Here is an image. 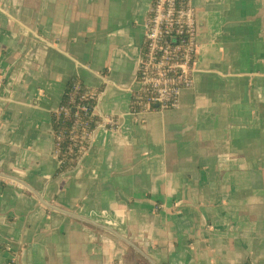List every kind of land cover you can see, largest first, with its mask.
<instances>
[{
	"label": "crops",
	"instance_id": "obj_1",
	"mask_svg": "<svg viewBox=\"0 0 264 264\" xmlns=\"http://www.w3.org/2000/svg\"><path fill=\"white\" fill-rule=\"evenodd\" d=\"M193 3V86L134 118L152 0H0V264H264V0ZM72 77L119 127L56 177Z\"/></svg>",
	"mask_w": 264,
	"mask_h": 264
},
{
	"label": "bare ground",
	"instance_id": "obj_2",
	"mask_svg": "<svg viewBox=\"0 0 264 264\" xmlns=\"http://www.w3.org/2000/svg\"><path fill=\"white\" fill-rule=\"evenodd\" d=\"M161 1L162 0H152V4L148 11L147 27L143 35L141 60L138 66V87L130 92L128 99L129 112L134 118H137L140 114L174 110L178 105L180 93L183 90L191 88L194 84V74L199 56V44L197 41L199 24L193 0H174L173 3L174 20H180V11H184L187 14L184 20L187 22L189 18L192 21L193 35L189 33L186 26L183 29H180V32H177L176 28L168 27L166 16L170 8L167 3H164L160 12L159 6L161 5ZM161 13L164 15V18L162 21H158ZM157 25H159V31L163 34L166 45L164 47H166L167 50L173 51L181 46V50L176 52L175 58L172 59L168 57L165 65L170 69L169 75L176 78L178 81L175 88L166 93H162L159 90L153 91L151 87L145 85L142 81L144 62L151 53L150 36L154 34ZM149 31H152V33H149ZM173 66H175V68L171 69ZM185 70L187 71L186 73ZM150 72L153 71L150 70L149 73ZM179 77L182 79L179 80ZM101 92L100 89L97 90L91 88L90 93L95 95L94 99L91 100H97L99 102ZM81 112L80 108L75 117L78 120L83 121L84 117L81 115ZM98 119L100 124L106 125L109 130H117L119 127L112 115H105L102 116V118L98 117Z\"/></svg>",
	"mask_w": 264,
	"mask_h": 264
},
{
	"label": "trees",
	"instance_id": "obj_3",
	"mask_svg": "<svg viewBox=\"0 0 264 264\" xmlns=\"http://www.w3.org/2000/svg\"><path fill=\"white\" fill-rule=\"evenodd\" d=\"M90 90L91 88L80 77L70 78L59 109L52 113V130L59 162L56 177L77 167L90 146V139L87 136H91L100 125L95 114L98 101L89 99ZM84 105L89 107V111L81 112L84 119L80 121L75 115Z\"/></svg>",
	"mask_w": 264,
	"mask_h": 264
},
{
	"label": "built area",
	"instance_id": "obj_4",
	"mask_svg": "<svg viewBox=\"0 0 264 264\" xmlns=\"http://www.w3.org/2000/svg\"><path fill=\"white\" fill-rule=\"evenodd\" d=\"M167 3L170 10L166 16L168 20L169 28H176L177 32H180V29H183L185 26L187 27L189 33L193 35L192 21L188 18L187 22L184 20L187 15L184 11H180V20H174V9L173 3L174 0H162L161 5L159 6L160 12L162 5ZM164 15L161 13L158 21H162ZM150 48L151 53L144 62V68L142 71V81L145 85L151 87L153 91L159 90L162 93L169 92L177 85L178 81L176 78H173L169 75V70L165 65L168 60V57L175 58L176 52L181 50V46L177 49L171 51L167 50L164 42L163 34L159 31V25L153 35L150 36ZM175 68V66L171 67ZM152 70L153 72L149 71ZM187 71L185 70V73ZM182 79L179 77V80ZM95 95L93 93L89 94V99H94ZM81 111L87 113L89 111V107L84 105L81 107ZM86 137V135H85ZM88 138L90 135L87 136Z\"/></svg>",
	"mask_w": 264,
	"mask_h": 264
},
{
	"label": "rangeland",
	"instance_id": "obj_5",
	"mask_svg": "<svg viewBox=\"0 0 264 264\" xmlns=\"http://www.w3.org/2000/svg\"><path fill=\"white\" fill-rule=\"evenodd\" d=\"M249 17H252L253 14H251L250 12L247 14ZM149 33H152V31H149Z\"/></svg>",
	"mask_w": 264,
	"mask_h": 264
}]
</instances>
